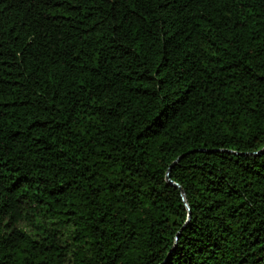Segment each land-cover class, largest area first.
Masks as SVG:
<instances>
[{
  "label": "trees",
  "instance_id": "16d2710c",
  "mask_svg": "<svg viewBox=\"0 0 264 264\" xmlns=\"http://www.w3.org/2000/svg\"><path fill=\"white\" fill-rule=\"evenodd\" d=\"M261 150L264 0H0V264H264Z\"/></svg>",
  "mask_w": 264,
  "mask_h": 264
},
{
  "label": "water",
  "instance_id": "95a60500",
  "mask_svg": "<svg viewBox=\"0 0 264 264\" xmlns=\"http://www.w3.org/2000/svg\"><path fill=\"white\" fill-rule=\"evenodd\" d=\"M263 151H264V150H261L260 153L263 152ZM179 158H180V156H179L178 158H176V160H174V161L170 164V166H169V168H168V170H167V172H166V179H167V181H168L170 184H173V185H175V186H177V184H176L175 182H173V181L170 180V177H169V169H170V167H171L174 163H176V161H177ZM178 188H179V190L181 191V196H182V199H183V201H184V203H185V206L187 207V209H188V211H189V207H188L187 202H186V200H185L184 193H183V191H182V189H181L180 187H178ZM189 218H190V211H189V213H188V217H187V219H189Z\"/></svg>",
  "mask_w": 264,
  "mask_h": 264
}]
</instances>
